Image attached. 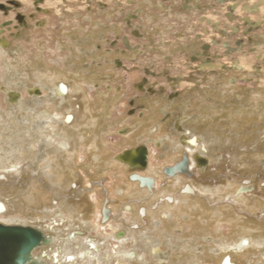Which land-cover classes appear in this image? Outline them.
Instances as JSON below:
<instances>
[{
    "label": "rangeland",
    "instance_id": "1",
    "mask_svg": "<svg viewBox=\"0 0 264 264\" xmlns=\"http://www.w3.org/2000/svg\"><path fill=\"white\" fill-rule=\"evenodd\" d=\"M46 7L0 57V221L44 235L23 263L264 264V0ZM183 137L208 165L164 177ZM143 143L150 192L117 157Z\"/></svg>",
    "mask_w": 264,
    "mask_h": 264
},
{
    "label": "flooded vegetation",
    "instance_id": "2",
    "mask_svg": "<svg viewBox=\"0 0 264 264\" xmlns=\"http://www.w3.org/2000/svg\"><path fill=\"white\" fill-rule=\"evenodd\" d=\"M47 13H48V9L46 7V0H0V57H3L5 52L9 50L11 44L15 43L14 40H18L21 37V33H24L25 30L27 31V29H30L32 26H34V28L45 27L46 22L40 19L41 17H43V15H46ZM69 91H70V87L64 82H59L56 85L55 88L56 95L62 94L61 96H65L66 94H68ZM36 93H41V92L40 90L36 89ZM71 117H72L71 115L65 117V121H70ZM180 142L186 145L184 150L182 151L181 157L178 160L174 161L173 163L162 167L161 172L163 173L164 177L173 178L176 180L179 179V176L185 178L186 177L191 178V176H193L196 170L206 168L208 165V161H209L208 158L198 151L197 146L194 147V145L197 144L196 140L193 141L192 139H186L185 137H183ZM141 147L145 148V149H140L142 152H144V154L143 155L141 154L139 156L140 158L137 160L138 162L135 161L134 163L140 164L144 162L149 167L152 151L150 147L147 146L145 143L135 146V148L137 149ZM129 149L131 148L125 149L123 151ZM148 151L150 153L149 159L147 158ZM190 152H192L193 154L199 153L201 155V156L199 155L200 159L196 161L194 167H191L192 160H191ZM118 154L117 157L119 158ZM143 156H145V158H143ZM119 160L120 162L123 163L122 159ZM133 160L134 159H132V161ZM198 164L200 166H197ZM127 167L130 168L128 165ZM167 168H176V169H174L172 175H169L165 172ZM130 169H133V171L128 175L129 180L136 181L137 185L147 190V192L153 191V188L156 187V179L153 175L143 173L144 169H141L139 167H131ZM132 175H135L137 177L142 176L141 178L143 180L141 181L140 179H132L131 178ZM177 176L178 178H176ZM184 186L187 187L188 184H184L181 187V190L183 192L186 190V189L184 190ZM248 188L249 187H247V189ZM192 192L194 191H188L187 193H192ZM143 214H145L144 211ZM109 217L111 218V211L107 206L103 205L100 209V221L105 225L108 222ZM0 223L2 222L0 221ZM79 232L80 234H82L81 231H74L70 234L72 235L73 233H75L74 234L75 236V235H79L78 234ZM121 232L119 231V233ZM239 245H241V242ZM241 247L243 246L241 245ZM30 262H35V261L32 260Z\"/></svg>",
    "mask_w": 264,
    "mask_h": 264
},
{
    "label": "water",
    "instance_id": "3",
    "mask_svg": "<svg viewBox=\"0 0 264 264\" xmlns=\"http://www.w3.org/2000/svg\"><path fill=\"white\" fill-rule=\"evenodd\" d=\"M140 151L138 149L135 154H129V158L132 160V156H140ZM143 154L144 152H142ZM176 168H167L165 172L172 175ZM131 178L143 180L135 175H132ZM41 237L42 235L39 234L38 230L32 231V229L22 226L3 225L0 223V264H17L16 261L20 262V264L23 263L28 259V252L32 246Z\"/></svg>",
    "mask_w": 264,
    "mask_h": 264
},
{
    "label": "bare ground",
    "instance_id": "4",
    "mask_svg": "<svg viewBox=\"0 0 264 264\" xmlns=\"http://www.w3.org/2000/svg\"><path fill=\"white\" fill-rule=\"evenodd\" d=\"M3 45V44H2ZM58 94V93H57ZM62 95V94H61ZM194 141V140H193ZM138 149H145L144 147H141V148H138ZM137 148H134V149H130V150H126L125 152H122L120 155H119V159H122L123 160V163L125 164V165H128L130 168L131 167H139V168H144L145 167V163L143 162V163H140V164H138V163H134L135 161H137L140 157L138 156V155H134V156H132V158L134 159L133 161L129 158V154H131V155H133V154H135L136 152L135 151H137L138 150ZM140 154H142V151H140L139 152V155ZM201 156V155H200ZM200 156L198 155V154H192L191 155V160H192V162H191V167H194V165L196 164V161H198L199 159H200ZM143 158H145V156H143ZM147 160V159H146ZM138 162V161H137ZM202 164V163H201ZM197 166H200L199 164L197 165ZM142 176H140V178H141ZM142 179V178H141ZM185 187V186H184ZM187 189L189 190V191H193V188L190 186V185H188L187 186ZM244 189H246L245 187H242V191L244 190ZM168 199H170V200H174V198L173 197H171V196H169L168 197ZM176 199V198H175ZM170 204V203H169ZM168 207V206H167ZM138 210V209H137ZM167 210H168V208H167ZM3 211H5V205L4 204H2V203H0V214L3 212ZM143 211H144V213L146 212V209L144 208L143 209ZM166 213H167V211H165ZM163 213V212H162ZM137 215V214H136ZM165 215V214H164ZM139 217V216H138ZM3 218V217H2ZM109 219H110V217H109ZM109 219H108V221H109ZM156 219V218H155ZM10 221H12V220H10ZM2 223H3V221H2ZM115 237V239H117V240H122V239H124L125 238V234L124 233H116V235H114ZM69 239V238H68ZM67 239V240H68ZM70 239H74L73 238V236L70 238ZM247 239V238H246ZM39 242V241H38ZM248 242V241H247ZM246 242V240H243L242 241V243L243 244H246L247 243ZM240 243H236V242H233L232 244H222L221 245V248L222 249H226V250H228V249H240V248H242L241 247V245H239ZM95 246V244L94 243H89V246ZM247 246H248V244H246ZM151 248V250H157L158 249V247L157 246H151L150 247ZM221 248H219L220 250H221ZM79 251H80V249L76 252V254H75V256H73L74 257V259L75 258H77L78 256H84L85 254H84V252H81L80 253V255H78V253H79ZM63 255H64V257L65 258H71L72 256H70L68 253H65V252H63ZM10 262V261H9ZM16 263L17 264H19L20 262H17L16 261ZM219 264H231V258H230V255H228V256H226L224 259H221L220 260V262H219Z\"/></svg>",
    "mask_w": 264,
    "mask_h": 264
}]
</instances>
